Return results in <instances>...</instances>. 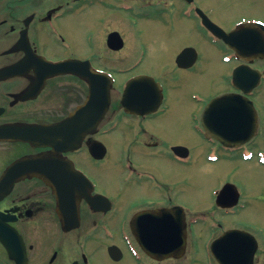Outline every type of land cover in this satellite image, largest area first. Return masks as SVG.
Returning a JSON list of instances; mask_svg holds the SVG:
<instances>
[{
  "label": "flooded vegetation",
  "instance_id": "1",
  "mask_svg": "<svg viewBox=\"0 0 264 264\" xmlns=\"http://www.w3.org/2000/svg\"><path fill=\"white\" fill-rule=\"evenodd\" d=\"M96 8L99 14L87 24V11ZM199 9L215 22L199 0H0V264H222L214 240L241 229L257 240L250 264H264L262 231L234 219L250 203L242 187L227 180L209 198L189 199L181 192V170L166 180L157 162L187 165L198 153L206 160L214 153L216 160L220 154L242 161L243 151L264 149V106L256 104L264 56L232 53L222 92L245 94L230 77L233 68L249 65V83L245 77L240 83L248 87L259 122L257 134L235 147L206 137L195 111L169 113L174 102L166 80L180 85L173 94L181 96L184 79L198 68L199 52L190 43L164 50L182 70L170 76L160 67L163 81L154 77L162 85L159 98L148 92L123 99V82L148 74L142 61L158 38L178 39L184 29L209 43ZM67 14L78 17L58 23ZM139 21L148 24L140 28ZM243 21L264 24V15ZM188 46L197 56L179 67L175 59ZM44 59L78 64L51 75ZM102 72L113 77L103 115L96 84L103 83ZM183 96L199 101L195 90ZM178 116L187 126L184 137L165 132ZM102 177L111 180L109 187ZM240 236L214 250L226 264L248 263L250 243Z\"/></svg>",
  "mask_w": 264,
  "mask_h": 264
},
{
  "label": "rangeland",
  "instance_id": "2",
  "mask_svg": "<svg viewBox=\"0 0 264 264\" xmlns=\"http://www.w3.org/2000/svg\"><path fill=\"white\" fill-rule=\"evenodd\" d=\"M60 0H53L58 2ZM203 8L209 13L213 20L224 28L232 26L241 16L264 15V0H199ZM99 8L87 11L86 23H92L94 14H99ZM78 17L77 15L67 14L58 19V23H63L69 18ZM147 25L145 21H139V27ZM163 37V36H162ZM158 38L157 43L150 45L149 54H146L142 61L143 70L149 75L163 81L162 70L160 67L165 66L166 73L170 76L176 74L178 69L175 67L172 56L164 50H178L182 45L192 44L199 51V63L197 71L193 73L192 78L184 79L181 86V96L174 95L178 92L180 85L173 81L166 80L165 91L168 97L174 102V107L170 108V114H189L195 111L200 114L204 99L221 93L227 87V78L230 71L231 63H227L224 57L222 47H211L198 35L194 38L188 35L184 29L178 39ZM162 38V39H161ZM151 42V41H148ZM138 46V45H137ZM215 46V45H214ZM124 76V75H122ZM121 76V77H122ZM120 78V77H119ZM226 89V88H225ZM190 90L198 91V98L201 101L196 103L190 102L183 96V92ZM261 98L256 104L260 107L264 106V83L260 86ZM180 116L175 118L169 126L165 127L166 131L181 132V137L187 135V126L184 125ZM189 120V118H188ZM256 139H254L255 141ZM261 140V139H258ZM253 141V142H254ZM263 141V140H262ZM202 144V143H201ZM210 151V150H208ZM206 151V152H208ZM205 152V153H206ZM204 153V154H205ZM219 160H206L205 157L198 153L193 157L192 162L187 165H175L168 160L158 159L160 174L166 180L176 179L181 170V189L186 198L198 199L209 198L214 187H220L224 181H232L236 185L242 187L246 193V198L250 202L247 208L243 210L235 220L242 221L257 229L264 230V164H257L256 161H241L235 158L221 157ZM142 162V160H140ZM103 186L109 187L111 180L102 177ZM261 237L260 233L257 234ZM260 245L264 247V238L260 239Z\"/></svg>",
  "mask_w": 264,
  "mask_h": 264
},
{
  "label": "water",
  "instance_id": "3",
  "mask_svg": "<svg viewBox=\"0 0 264 264\" xmlns=\"http://www.w3.org/2000/svg\"><path fill=\"white\" fill-rule=\"evenodd\" d=\"M221 31L216 30V33L221 37L223 36L230 45L238 49V40L235 37L237 32L223 34ZM187 52V49H183L180 55H184ZM67 63L68 61L64 60L51 63L50 66L56 69L67 65ZM237 73L236 69L233 78L236 86H238ZM128 83L131 84L130 82ZM106 90V88L102 90L103 107H105V103L107 102ZM201 120H203L205 130L224 143L244 142L256 131V117L253 107L246 97L237 94L227 93L211 99L202 113ZM230 234L228 233L227 235ZM217 242H220V240Z\"/></svg>",
  "mask_w": 264,
  "mask_h": 264
}]
</instances>
